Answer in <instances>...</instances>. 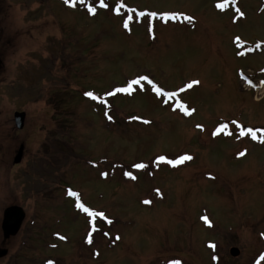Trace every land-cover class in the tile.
<instances>
[{
    "label": "rangeland",
    "instance_id": "obj_1",
    "mask_svg": "<svg viewBox=\"0 0 264 264\" xmlns=\"http://www.w3.org/2000/svg\"><path fill=\"white\" fill-rule=\"evenodd\" d=\"M104 3L1 0V264H264V0Z\"/></svg>",
    "mask_w": 264,
    "mask_h": 264
},
{
    "label": "water",
    "instance_id": "obj_2",
    "mask_svg": "<svg viewBox=\"0 0 264 264\" xmlns=\"http://www.w3.org/2000/svg\"><path fill=\"white\" fill-rule=\"evenodd\" d=\"M25 112H15L14 113V125L17 130H23L26 121ZM247 131H251L248 130ZM25 146L21 145L14 157V164H20L24 156ZM26 219V213L22 207L13 205L5 209L2 221V231L4 242L15 237L21 230V227ZM8 254L7 249H0V257H5ZM230 254L233 257H238L240 255V250L238 248H231Z\"/></svg>",
    "mask_w": 264,
    "mask_h": 264
},
{
    "label": "snow or ice",
    "instance_id": "obj_3",
    "mask_svg": "<svg viewBox=\"0 0 264 264\" xmlns=\"http://www.w3.org/2000/svg\"><path fill=\"white\" fill-rule=\"evenodd\" d=\"M81 2L83 3V0H81ZM65 3H71V0H65ZM100 3H101V6H102V7H107V5L104 3V0H100ZM217 7L223 8V7H225V5H224V4H218ZM89 11L92 12V13H94V12H95V9L92 8L91 6H89ZM117 11H119V9H117ZM237 11H239V10H237ZM153 15H155V14H153ZM241 15H242V13H241ZM125 26H127V25H125ZM147 79H148L147 77H140V78L137 79V80H133V81H131V82L128 84V87H127V88H124V89H118V91H129V90L132 88V85H133V84H139V83H140V80H147ZM189 87H191V85H189ZM156 91H157V92H160V89L157 88ZM87 95L90 96V97H92L93 99H96V97H95V96L93 95V93H91V92L87 93ZM198 127H200V126L198 125ZM255 138H256V137H255V134H253V139H255ZM241 154H243V153H241ZM160 159L163 160L164 157H160ZM181 159H191V157H190V156H184V157H182ZM135 167H136V168H144L145 165H143V164H136ZM127 175L131 176L132 174H131V173H127ZM72 194L75 195V193H72ZM81 207H83V206L81 205ZM85 210H86V209H85Z\"/></svg>",
    "mask_w": 264,
    "mask_h": 264
},
{
    "label": "flooded vegetation",
    "instance_id": "obj_4",
    "mask_svg": "<svg viewBox=\"0 0 264 264\" xmlns=\"http://www.w3.org/2000/svg\"><path fill=\"white\" fill-rule=\"evenodd\" d=\"M0 5H1V0H0ZM3 68V59H2V56L0 55V72H1V69ZM0 140H1V135H0ZM0 144H1V142H0ZM17 154V153H16ZM16 156V155H15ZM25 158V150H24V156H23V159ZM22 159V162L25 160H23ZM21 162V163H22ZM20 163V164H21ZM1 164H2V159H1V149H0V172H1ZM19 164V165H20ZM15 166H17V165H15ZM2 220H1V218H0V249H4V241H3V239H2V237H1V235H2ZM8 256V254L5 256V257H0V264H1V262H2V259H4V258H6Z\"/></svg>",
    "mask_w": 264,
    "mask_h": 264
},
{
    "label": "bare ground",
    "instance_id": "obj_5",
    "mask_svg": "<svg viewBox=\"0 0 264 264\" xmlns=\"http://www.w3.org/2000/svg\"><path fill=\"white\" fill-rule=\"evenodd\" d=\"M256 101H257V102H260V101H261V99H257V98H256Z\"/></svg>",
    "mask_w": 264,
    "mask_h": 264
}]
</instances>
